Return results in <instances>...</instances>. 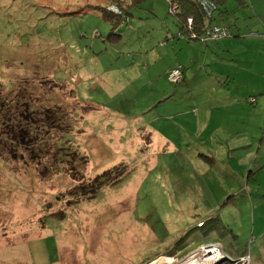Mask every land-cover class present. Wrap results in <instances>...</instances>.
<instances>
[{"label":"rangeland","instance_id":"374dc122","mask_svg":"<svg viewBox=\"0 0 264 264\" xmlns=\"http://www.w3.org/2000/svg\"><path fill=\"white\" fill-rule=\"evenodd\" d=\"M177 20L169 0H0V264H196L209 248L208 264H264V79L241 70L224 103L198 68L169 81L204 42L176 37ZM207 103L233 113L197 118ZM149 121L176 142L155 159L135 125Z\"/></svg>","mask_w":264,"mask_h":264},{"label":"crops","instance_id":"0c3cea01","mask_svg":"<svg viewBox=\"0 0 264 264\" xmlns=\"http://www.w3.org/2000/svg\"><path fill=\"white\" fill-rule=\"evenodd\" d=\"M215 1L217 4L216 9L218 10L216 19H218L222 25L228 26L231 34L222 37V39L219 38L217 40L194 43V46L199 48L201 52L194 55L191 62L192 64L188 70L186 69L190 62H185L187 65L184 64L183 80L185 85L189 87V71L198 68L196 72L203 73L212 79L214 92L223 95L216 100L215 103H224L232 96L237 95V92L240 91L239 87L243 85L241 70L255 73L264 79V0ZM122 8L125 11V7ZM213 17H215V12L213 13ZM240 17L243 18L242 21L239 20ZM178 21L179 20H177V27ZM114 22L118 25L121 20L117 18ZM211 22H213L212 19ZM250 27L256 28L257 34L249 35L246 33ZM247 51L252 55L255 64L244 66L242 58L246 57L245 52ZM167 69L168 68L165 67L166 71ZM159 75H162V72L156 73L157 77ZM230 79H233L236 83L231 84ZM256 89L260 90H253L257 95L264 90V83ZM226 90H228V92H226ZM250 90L251 89L246 88L241 94L243 96H248L250 94L249 92H251ZM233 103L234 102H230V104ZM238 110H242V108H238ZM102 112L112 114V109L106 106ZM207 112H214L216 114L222 113L228 116L233 113V110L223 109L219 106L213 107L211 104L207 103L200 105V109L196 111V116L197 118H205ZM71 117L73 118V116ZM235 117L237 118L239 116L235 115ZM107 120H111L112 125L125 126V123H122L121 119L116 118L117 121H115V118ZM135 125L142 127L139 143L145 144V154L147 156L154 159L158 158L156 155L158 150L166 145H171L176 148V142H172L170 139L166 138L161 133L160 128L152 124V121H149L148 124L136 122ZM189 149L190 148H185L184 150ZM179 151L182 150L179 149ZM154 163L155 162L150 163L148 167L153 166ZM201 219V217L197 218V220Z\"/></svg>","mask_w":264,"mask_h":264},{"label":"trees","instance_id":"16d2710c","mask_svg":"<svg viewBox=\"0 0 264 264\" xmlns=\"http://www.w3.org/2000/svg\"><path fill=\"white\" fill-rule=\"evenodd\" d=\"M172 3H176L177 6H178V9L177 10H171L175 14H179L178 31L175 33V36L178 37V38H184L186 40H204L206 42L208 40H212V38H206V39H204V38H201L200 36H201V33L204 34V32H205L206 28H208V26L218 25V26H222V27L224 26V27H227L228 28V26H226V25H222V24L212 23L211 22V19L213 17V13H214V9H216L217 6L212 10L211 15L208 16V15H205L204 14V12L202 10V7H201V4L197 0H169V7L172 6ZM110 4H111L110 5L111 8H112V6L115 5L114 3H110ZM113 9H117V7L114 6ZM118 10H120L122 12L124 11V9L121 7V5L118 6ZM187 15H192L193 18H194L193 29H194L196 35L192 36L190 34L189 36L188 35H185V36H177V33L183 27V23H184L185 18H186ZM123 16L122 17L124 19H127V16H125V15H123ZM205 20L207 22H205ZM121 21H123V20L121 19ZM228 30H229V28H228ZM230 34H231V32L229 30V34H227V35H230ZM227 35H224V36H227ZM224 36H221V37H224ZM219 38H217V39H219ZM217 39H214V40H217ZM177 64H180V63H177ZM177 64H174V65L170 66L167 69V71H166L167 79L169 81H171V82H178V81H180V79L183 76L184 66L182 64H180V67H181V71H180L181 72V76H180V79L178 81H172V80H170L168 78V73H169L171 67H173V66H175ZM28 107L29 108H27V110H30V105ZM43 107H46V108L51 109L48 106H43ZM42 110L45 111L44 108H42ZM62 127L66 128L67 130L68 129H71V126L69 124H67V126H59V125L56 126L55 123H50L49 125L45 126V129L47 130V134L48 135L49 134L51 135L53 133H56V135H57V133H58L57 129L58 128H62ZM44 141L47 143L46 137H45ZM13 155L16 156L15 154H13ZM119 167H120V165H117V164L116 165H113L112 167H109L107 170H104L102 173L97 174V175H95L92 178H89V181L87 183H81L79 190H81V192L83 193L82 195L92 196V195H94L96 193V191L98 190V188L103 183H105V182H113V181H116L118 178H120V176L122 175V173L119 171V169H118ZM81 180L82 179L80 178L79 181H81ZM204 223L205 222H204L203 219L196 220L197 226H203ZM162 253L164 254V252H162ZM162 253H160V254H162ZM151 259H153V257ZM150 260H148V261H150ZM164 262H166V261H164Z\"/></svg>","mask_w":264,"mask_h":264},{"label":"built area","instance_id":"2783aa9c","mask_svg":"<svg viewBox=\"0 0 264 264\" xmlns=\"http://www.w3.org/2000/svg\"><path fill=\"white\" fill-rule=\"evenodd\" d=\"M202 7V10L204 12L205 15L210 16L212 10L217 6L216 1L215 0H197ZM112 8H114V6H112ZM170 10H177L178 6L176 3H172V6L169 7ZM193 25H194V18L192 15H187L185 18V21L183 23V27L180 29V31L177 33V36H185V35H196L195 31L193 29ZM229 34V30L227 27H222V26H218V25H212V26H208V28H206L204 34L201 33V38H212V39H217L221 36L227 35ZM257 34L256 31H250V35H254ZM181 67L180 64H177L173 67H171L169 73H168V78L172 81H178L180 79L181 76ZM235 261H239V264H250L249 261V256H247L246 253H242L240 255L237 256V258L235 259Z\"/></svg>","mask_w":264,"mask_h":264},{"label":"bare ground","instance_id":"6f19581e","mask_svg":"<svg viewBox=\"0 0 264 264\" xmlns=\"http://www.w3.org/2000/svg\"><path fill=\"white\" fill-rule=\"evenodd\" d=\"M205 251V250H204ZM202 251V258L197 260L198 262L196 264H208L210 262H213L214 260L218 259L220 257L219 253H216L217 251H211L210 248L209 250H206L205 252ZM214 253V254H213Z\"/></svg>","mask_w":264,"mask_h":264}]
</instances>
